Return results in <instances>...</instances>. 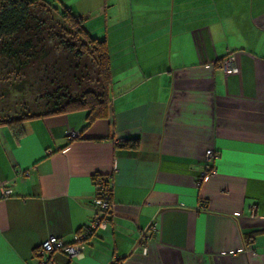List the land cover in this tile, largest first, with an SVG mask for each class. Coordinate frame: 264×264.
I'll return each mask as SVG.
<instances>
[{
	"label": "crops",
	"instance_id": "obj_1",
	"mask_svg": "<svg viewBox=\"0 0 264 264\" xmlns=\"http://www.w3.org/2000/svg\"><path fill=\"white\" fill-rule=\"evenodd\" d=\"M60 2L106 42L108 116L33 117L17 138L0 124V264H36L50 235L71 242L97 174L106 227L81 257L53 252L58 264H264V0Z\"/></svg>",
	"mask_w": 264,
	"mask_h": 264
},
{
	"label": "trees",
	"instance_id": "obj_2",
	"mask_svg": "<svg viewBox=\"0 0 264 264\" xmlns=\"http://www.w3.org/2000/svg\"><path fill=\"white\" fill-rule=\"evenodd\" d=\"M38 10H53L62 25L52 38L73 56L88 58L95 68L97 90L85 89L78 96H71L67 87L62 93L48 95L46 110L38 115L20 114L16 117L1 119L12 130L15 137L24 133L23 122L29 118L42 115L57 114L76 110L86 111V125L96 119L108 116L110 90V64L107 46L104 39L90 36L83 27L81 16L74 15L63 6L60 0H0V55L6 56L15 72L28 66L29 59L35 60L40 54L35 51V43L30 38L22 39L31 32V22L35 19L33 12ZM40 27V26H39ZM37 31L39 32L40 30ZM34 35L35 32L32 31ZM35 37V35H34ZM36 38V37H35ZM1 56V57H2ZM74 58V57H73ZM75 70V67H72ZM71 80L77 87L82 81L75 74ZM57 92L54 90L53 93ZM139 145L137 137L118 141L119 148L136 149ZM101 177L94 175L93 180Z\"/></svg>",
	"mask_w": 264,
	"mask_h": 264
},
{
	"label": "rangeland",
	"instance_id": "obj_3",
	"mask_svg": "<svg viewBox=\"0 0 264 264\" xmlns=\"http://www.w3.org/2000/svg\"><path fill=\"white\" fill-rule=\"evenodd\" d=\"M33 15L31 32L22 39L30 38L31 46L33 40L40 57L29 59L26 68L15 72L8 57L0 55V120L42 113L48 95L62 93L64 87L71 96H78L87 88L97 90L93 63L88 58L73 56L51 37L62 25L54 11L35 9ZM72 74L81 79L80 87L72 82ZM54 90L57 92L53 93Z\"/></svg>",
	"mask_w": 264,
	"mask_h": 264
},
{
	"label": "built area",
	"instance_id": "obj_4",
	"mask_svg": "<svg viewBox=\"0 0 264 264\" xmlns=\"http://www.w3.org/2000/svg\"><path fill=\"white\" fill-rule=\"evenodd\" d=\"M219 68L227 72H235L237 70L235 64V57L232 52H228L218 63ZM71 137L74 135L72 131L68 132ZM216 158V154L213 150L207 149L205 151V161L210 162ZM209 169L203 170L201 176L208 174ZM94 183V205L95 210L93 211L91 218L86 226L80 231L74 234L71 242H65L61 238L50 235L44 239L36 249L38 260L36 264H58L54 261L50 255L55 251H62L69 257H81L86 249V244L90 236H92L97 230L104 229L106 227V218L110 209L109 193L110 188L106 176H101L93 181ZM10 193L9 189L1 191V195H7ZM155 229L154 224L150 223L140 233L136 248L141 249L143 253L146 252V244L150 239L151 232Z\"/></svg>",
	"mask_w": 264,
	"mask_h": 264
}]
</instances>
